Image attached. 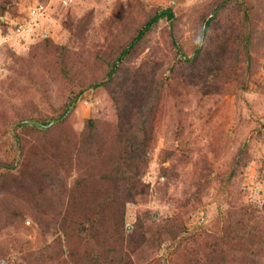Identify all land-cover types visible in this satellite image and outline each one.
<instances>
[{
	"label": "rangeland",
	"instance_id": "obj_1",
	"mask_svg": "<svg viewBox=\"0 0 264 264\" xmlns=\"http://www.w3.org/2000/svg\"><path fill=\"white\" fill-rule=\"evenodd\" d=\"M0 264H264V0H0Z\"/></svg>",
	"mask_w": 264,
	"mask_h": 264
},
{
	"label": "trees",
	"instance_id": "obj_2",
	"mask_svg": "<svg viewBox=\"0 0 264 264\" xmlns=\"http://www.w3.org/2000/svg\"><path fill=\"white\" fill-rule=\"evenodd\" d=\"M173 15V10L172 8H168L165 9L161 12L155 13L149 20H147V23L145 24V26L138 32V34L136 35V37L132 40V42L130 43L129 46H134V44H136V42H138V40L141 39V37L143 36V34L157 21L159 20L161 17L164 16H168V17H172ZM128 51V48L124 49L122 54H126ZM116 71H114L115 73ZM131 105H133L132 103H130ZM131 105H123V108H121L119 114L122 115V109L124 111H129L130 113H132V115H134V111L138 108V107H134ZM123 125H126L128 127L127 131H129L130 129L133 130L135 129V124L133 121V116L128 117L127 121H125V123ZM137 141H132L131 145L134 146V150L135 152H138L137 149V145L140 144V142L136 143ZM131 191V189H130Z\"/></svg>",
	"mask_w": 264,
	"mask_h": 264
}]
</instances>
